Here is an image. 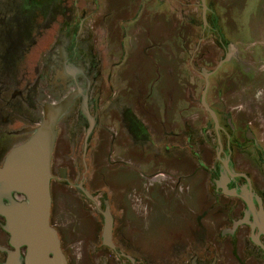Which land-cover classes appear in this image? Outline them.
Instances as JSON below:
<instances>
[{
  "label": "rangeland",
  "instance_id": "rangeland-1",
  "mask_svg": "<svg viewBox=\"0 0 264 264\" xmlns=\"http://www.w3.org/2000/svg\"><path fill=\"white\" fill-rule=\"evenodd\" d=\"M101 2L99 8L95 0H0V74L5 75V92L9 90L8 85L20 91V96L11 99L10 104L6 102L4 114L0 108V164L15 145L30 135L25 129L35 127L42 120L45 104L61 101L67 89L75 88L72 82H68L63 92L58 86L49 85L55 69L65 62L64 54L69 57L66 62L84 74L79 78V85L82 98L90 96L89 115L93 112V95L99 90H102L103 101L107 100L112 88L121 90L117 97L121 107L125 102L130 105V101L134 103L151 93L152 98L173 101L174 107L161 110L165 123L174 111H178L184 121L189 117L192 140L204 155L205 164L217 167L223 157L221 152L217 153V147L222 141L226 146V139L223 137L221 141L217 137L218 129L202 104L206 69L210 82L206 94L208 104L219 117L231 115L241 130L238 143L232 145L235 160L239 162L244 157L254 163L252 159L257 158L255 148L258 146L247 138V133L260 137V145L264 146V0H205L204 3L203 0H148L145 5L140 0H123L127 10L115 5L116 1ZM127 19L132 20L131 28H125ZM112 23L121 27L115 28ZM231 46L234 48L232 56L218 67ZM124 52L130 56L129 60H125ZM94 65L100 71L97 76L93 75ZM47 69L49 76L45 75ZM89 82H92L90 88ZM144 83L153 89L150 91ZM137 85L141 88L139 91L130 89ZM127 89L130 90L126 92ZM8 94L10 96L11 91ZM80 99L79 96L57 125L58 148L51 180L52 200L55 205L60 201L65 210L63 221L59 222L69 224L74 223V214L80 211L78 203L84 197L75 186L79 180L75 176L65 178L61 170L70 171L72 166L78 170L85 168L83 153L88 125L80 111L86 110L87 105L82 109ZM104 123L109 126V118H104ZM189 124H184L186 132ZM73 133H76L77 148L74 154ZM109 133L105 138L95 135L90 139L86 157L87 186L98 164L100 178L107 180L110 170L113 172L129 163L123 145L120 155L109 148L112 140ZM164 134L166 136L167 132ZM100 141L103 143L101 152L98 151ZM137 143L141 147V141ZM143 144L154 150L157 148L155 143L143 141ZM241 147L246 151H239ZM200 159L197 158L198 165ZM162 174L168 178L173 176ZM158 176L145 178L147 187L163 183ZM115 178L124 177L115 175ZM115 178L109 176L112 181ZM66 180L69 183L65 184ZM168 183L174 185L173 181ZM104 191L110 195L108 189ZM165 193L170 192L165 189ZM2 222L0 218V226ZM82 238L73 235L69 242L75 245V253L84 242ZM7 240V234L0 232V246ZM157 248L149 253L151 264L166 263L162 262L164 252ZM83 249L82 264H93V260L100 262L102 255L108 254L106 249V252H91L89 246Z\"/></svg>",
  "mask_w": 264,
  "mask_h": 264
},
{
  "label": "flooded vegetation",
  "instance_id": "flooded-vegetation-1",
  "mask_svg": "<svg viewBox=\"0 0 264 264\" xmlns=\"http://www.w3.org/2000/svg\"><path fill=\"white\" fill-rule=\"evenodd\" d=\"M101 1L95 0L96 6L99 8H101L103 3ZM112 1H116L115 5L119 4L127 10L128 6L123 4V0ZM140 1L144 5L148 3V0ZM114 8L115 6L111 10H114ZM112 24L118 26L117 23ZM67 59L69 57L64 54L65 62L60 65V68L55 69L52 74L53 77L49 78V85L58 86L59 90L63 92L67 89L68 82L74 84L75 88L70 91L67 89L64 98L72 93L76 94L71 106L72 108L77 98L81 97L79 106L83 109L87 105V109L81 110L79 108L80 112H82V116H80L83 117L88 125L85 129L84 140V170H78L76 166H72L70 171L61 170V175L65 178L69 179L71 176H75L77 181L79 180L75 186L84 197L81 198V203L77 202L80 206V211L74 214L73 224L59 222L63 221L65 210L60 209L62 207L61 203L55 206V201L53 202L52 200L50 221L58 230L62 249L67 257L68 264L83 263V248L85 246L91 247V252L108 251V254L102 255V259L99 260L100 262L93 260V264H151L153 260H150L148 257H143L139 255L140 253L131 254L128 251L129 248L135 247L134 240L137 243L139 232L146 225L144 220L149 203L148 192L157 187V195L166 198V200H171V203L179 201L183 207H187L185 205L188 204V201L194 199L196 196V191H198L197 184L198 186L200 185L199 189L208 193L204 203L201 205L202 212L197 213L195 209L188 207V219L191 223V228H193L191 229L192 237L188 238L184 245L179 246L178 250L174 253L173 259H163L162 262L166 263L162 264H264V146L260 145V137L258 138L256 135L251 137L247 133V138L258 146L254 147L258 153L257 158L254 157L255 159H252L254 163L244 157L237 162L234 154L235 149H233L232 145L238 143L241 130L234 124L231 115L224 114L219 117L216 113L220 124L218 130H216L217 137L221 138V141L224 137L226 139V146H224V141H222L223 145L220 142L219 147H217V153L221 152L223 155L219 160L220 164L217 167H209L204 162V155L200 153V150L197 149L196 144L192 140L193 134L190 131V118L186 117L188 121H184L181 118L182 116L178 115V111H174L171 115L173 119L169 116L170 119L168 121L172 122L174 120L175 130L180 129V131H175L173 139L175 142L174 148L177 150L175 160H181V168L176 170L171 169L173 165L171 164V159L167 156L163 168L157 169L152 173H146L141 169L139 164L134 165L136 163L129 158L130 152L134 151V149L136 152L141 151L137 143L138 140H144L145 142L158 140L162 145L165 144L166 153L170 151L171 139L169 136L172 133L167 131L168 133L165 136L164 130L169 129L172 123L168 121L164 122V114L161 113V110L174 107L175 103H170L168 99L153 100V93H151L147 94V98L144 100L136 99L134 103L130 101L134 107L132 104L128 105L126 102V105L124 103V107H121L118 103L120 101L117 98L121 95V90H114L112 88L107 100L104 101L101 99L102 90L94 93L92 98L93 112L89 115V110L91 109L90 96L88 94L87 98H82L81 87L79 85V78L84 74L75 65L67 63ZM48 72L49 70L47 69L45 75L49 76ZM99 73L98 66L94 65L93 75L97 76ZM4 77L5 75L1 73L0 108L3 109V114L5 113L4 107L8 104L6 102L8 101L10 104L11 99L20 96V91L13 90L10 85H8L9 90L5 92ZM35 82H37V79ZM36 85L37 83L33 85L34 89H36ZM91 86L92 82H89L88 87L90 88ZM9 91H11L10 96L8 94ZM52 102L56 101H51L50 103ZM132 108L137 112H142L144 116L139 118L137 115L140 114L133 112ZM178 116L180 117L179 120ZM109 117H112L113 123L116 118L121 120V130L125 126L129 129L128 135L131 137L130 140L133 143V148L129 149L127 153L129 163L124 165V167L114 169L113 172L110 170L107 180L100 178L101 170H99L100 164H98L96 173L88 183L90 186H87L88 165L86 157L91 137L94 138L95 135H98L99 138H105V135L110 132L109 134H111L113 142L121 138V131L119 133L113 123L111 126L105 125L104 118ZM211 119L215 123L212 116ZM184 124H189L187 132ZM90 126H92V132L87 139ZM25 130L27 131L28 129ZM75 134H72V139L74 140L72 146L73 154L77 149ZM102 145L103 143L100 141L99 152L102 150ZM181 145L184 148H181ZM57 148L56 140L52 158V174H54V155ZM109 148L112 149V146L110 147L109 145ZM238 150L241 152L243 150L246 151L243 147ZM205 151L207 152V150ZM204 154L207 156L206 153ZM198 157H201L199 165L197 163ZM134 171L137 173V176ZM162 172L169 175L173 174V176L170 175L169 178L165 177V174H162ZM115 175L123 176L124 178L116 179ZM158 175L161 176V181H164L163 183H159L163 184V186L157 184L155 187L154 185L147 187L145 178H155ZM96 176L98 177L97 179ZM109 176H113L116 182L109 179ZM168 181H173L174 185L169 184ZM67 183H69V180L65 181V184ZM59 185L63 186L62 184ZM105 189L110 191V195L104 191ZM165 189L170 192L168 195L165 193ZM107 206H109L112 218L110 239L105 237ZM93 208H95L94 212L92 211ZM0 218L3 221L0 226V232L8 236L7 243L0 246V264H2L8 257V249L12 250L14 248L10 244V234L4 228L5 218L2 215H0ZM195 224H197V231ZM202 230L205 233V237L203 245L199 246L197 244L196 233L199 238V231ZM73 235L82 236L84 241L79 244L80 247L76 253L75 245L69 243ZM22 251L24 258L25 247L22 248ZM69 251L73 252V254H68Z\"/></svg>",
  "mask_w": 264,
  "mask_h": 264
},
{
  "label": "water",
  "instance_id": "water-1",
  "mask_svg": "<svg viewBox=\"0 0 264 264\" xmlns=\"http://www.w3.org/2000/svg\"><path fill=\"white\" fill-rule=\"evenodd\" d=\"M205 0H203V3ZM204 6V19L206 18ZM206 22V19H205ZM231 46L220 67L232 56ZM202 94V104L211 114L216 128L220 127L215 110L208 104V72ZM72 93L59 102L44 106L42 120L29 128L30 135L15 145L0 164V215L5 218L4 228L10 234L8 257L2 264H68L62 249L58 230L51 224L52 158L58 136L57 125L75 98ZM92 132L88 129L87 139ZM105 237L110 239L112 218L106 210ZM25 247V257L22 248Z\"/></svg>",
  "mask_w": 264,
  "mask_h": 264
},
{
  "label": "crops",
  "instance_id": "crops-1",
  "mask_svg": "<svg viewBox=\"0 0 264 264\" xmlns=\"http://www.w3.org/2000/svg\"><path fill=\"white\" fill-rule=\"evenodd\" d=\"M129 20L130 19H127L125 21L124 23L125 28L127 27L131 28L132 23L130 22L132 20L130 21ZM119 27L121 26L120 25L115 26V28H119ZM125 43H127V41H125ZM146 57H149L148 54H146ZM124 58L125 60L130 59V56L128 55V53L124 52ZM157 74L160 76L158 71H157ZM154 80L156 82H159L157 81V79H154ZM143 85L144 87L148 85V88L150 91L151 89H153V87L149 84L144 83ZM130 89H132L133 91H139L141 88H139V85H137L134 88H130ZM130 89H127L125 91L128 92V90ZM142 90H144V88H142ZM144 99L146 98H141L140 100H144ZM153 100H157V98H154ZM132 111L137 112L133 108H132ZM137 113L140 114V115H137L139 118H142L144 116L142 112H137ZM178 115L180 116V113H178ZM163 118L165 122V116ZM171 119H173L172 116H171ZM179 119L180 117L178 118V120ZM109 120H110L109 126H111L113 123L112 117H109ZM166 121H168V119ZM168 122L172 123L171 124L172 126L169 127V129L164 130V132L169 131V133H172L169 136L171 139V142H170L171 148L168 153H166L167 151L165 149V144L162 145L161 143H159L158 140H155L154 142L151 140L150 142H145L144 140H140L142 145L139 149L141 151L136 152V150L134 149V151L130 152L131 153L130 157L128 156L129 158H131V161L135 162L136 164H139L141 166V169L145 171L146 173H152L156 171L157 169L163 168L166 163L165 158L167 156L169 159H171V164L174 166V167L172 166L171 169L176 170V169L181 168L180 167L181 160L180 159L175 160V156L177 155V150H175L174 148L175 142L173 139L175 131H180V129L175 130L174 120L172 122L171 121H168ZM120 123H121V120H119V118H116L113 124L116 127V129L119 131V133L121 131L120 133L121 138L119 140L117 139L118 141L116 140L115 142L110 140L109 145L110 147L112 146V149L116 155L121 154L119 149L123 145L125 147L124 154L127 155L128 150L133 148V143L130 140L131 137L128 135L129 129H127L125 126L124 129L121 130ZM143 141L151 145L155 143L157 145L156 150L150 148L148 145L145 147V144H143ZM139 155H140V158H139ZM128 157L126 156V159ZM133 158H136V159H133ZM136 176H137V173H136ZM199 186L197 184L196 187L198 191H196L197 192L196 196L194 197V199H191L190 201H188V204L185 205L187 207H183L181 205L182 203L180 204L179 201L178 202L173 201L171 203V200H166V198L160 197L159 195L156 194V192L158 191L157 187L153 188L150 192H148L149 203L146 209V212H147L146 218L144 220L146 225L139 232L137 243H136V240H134L135 247L128 249L129 253L131 254L140 253L139 255L143 257L146 256L150 259L149 253L155 250V247L156 248L158 247L157 250L162 249V252H164V254L162 255L163 259H168V260L173 259L174 253L175 251L178 250L179 246L184 245L185 241L188 238L192 237L191 229L193 228H191V223L189 222V219H188V207H192L193 209L196 210L197 213L202 212L201 205L204 203V200L206 199V195L208 192L202 191V189H199ZM59 204H60V201L56 202L55 206H58ZM61 208L62 207H60V209ZM195 228L197 231V224H195ZM204 237H205V233L203 230L199 231V238L197 237V233H196L197 244L199 246L203 245Z\"/></svg>",
  "mask_w": 264,
  "mask_h": 264
}]
</instances>
